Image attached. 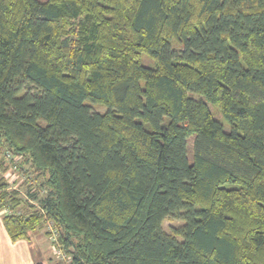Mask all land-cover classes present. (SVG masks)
<instances>
[{
	"label": "trees",
	"instance_id": "1",
	"mask_svg": "<svg viewBox=\"0 0 264 264\" xmlns=\"http://www.w3.org/2000/svg\"><path fill=\"white\" fill-rule=\"evenodd\" d=\"M0 170L53 264H264V0H0Z\"/></svg>",
	"mask_w": 264,
	"mask_h": 264
},
{
	"label": "crops",
	"instance_id": "2",
	"mask_svg": "<svg viewBox=\"0 0 264 264\" xmlns=\"http://www.w3.org/2000/svg\"><path fill=\"white\" fill-rule=\"evenodd\" d=\"M57 256L53 243L42 233L34 232L30 239L13 241L0 216V264H53Z\"/></svg>",
	"mask_w": 264,
	"mask_h": 264
},
{
	"label": "rangeland",
	"instance_id": "3",
	"mask_svg": "<svg viewBox=\"0 0 264 264\" xmlns=\"http://www.w3.org/2000/svg\"><path fill=\"white\" fill-rule=\"evenodd\" d=\"M212 110H213V113L215 114V116L221 120L224 124H225V129L226 130H230V125L228 123V121L224 118V116L220 113V111L216 108V106H214L213 104H210ZM96 110H99V111H103L105 108L104 107H100L98 105H95L94 107ZM16 160H19V157H15ZM10 158L8 157L6 162H12L11 160H9ZM13 163V162H12ZM11 163V164H12ZM11 166V165H10ZM22 168V169H21ZM20 166H16L14 164H12V166L8 169L9 171H12V175L9 177V178H12L14 177L15 181L14 183L10 184L11 188H18L20 189L21 193L23 196H26L27 194V187L30 183L32 182H37L38 180H36V176L33 174V173H30L31 177L30 179L27 181V179L25 180V169L24 167H21ZM1 171V170H0ZM2 174V173H1ZM45 193V192H44ZM4 215V212L3 210H0V216L3 217ZM48 223V222H47ZM178 222L175 221V220H172V219H167L165 222H164V226L166 229L169 230V228L173 225V224H177ZM38 234L39 233H42L43 235L47 236L48 239L51 241V243H53V240L51 239V227L49 228V223L48 224H45V226L42 228V229H39L37 231ZM49 232V233H48ZM34 233V232H33ZM32 234V233H31ZM37 237V235H35ZM38 239V238H37ZM67 260L66 259H61L60 257L57 256L56 260Z\"/></svg>",
	"mask_w": 264,
	"mask_h": 264
},
{
	"label": "built area",
	"instance_id": "4",
	"mask_svg": "<svg viewBox=\"0 0 264 264\" xmlns=\"http://www.w3.org/2000/svg\"><path fill=\"white\" fill-rule=\"evenodd\" d=\"M12 175V171H7L5 173V176L8 180V182L10 184L14 183L15 179L14 177L9 178ZM4 213L9 212V210L6 208L3 210ZM51 227V239L53 240V245L56 251V254L58 255V257H60L61 259H66L68 258L67 254L65 253V251L62 249V247L60 246V244L58 243V236H59V230L57 228H55L53 223H49V228ZM55 242V243H54Z\"/></svg>",
	"mask_w": 264,
	"mask_h": 264
}]
</instances>
